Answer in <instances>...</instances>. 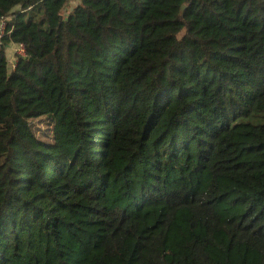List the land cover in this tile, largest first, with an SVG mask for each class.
Returning <instances> with one entry per match:
<instances>
[{
    "label": "trees",
    "instance_id": "trees-1",
    "mask_svg": "<svg viewBox=\"0 0 264 264\" xmlns=\"http://www.w3.org/2000/svg\"><path fill=\"white\" fill-rule=\"evenodd\" d=\"M66 2L0 0V264H264V0Z\"/></svg>",
    "mask_w": 264,
    "mask_h": 264
},
{
    "label": "rangeland",
    "instance_id": "rangeland-1",
    "mask_svg": "<svg viewBox=\"0 0 264 264\" xmlns=\"http://www.w3.org/2000/svg\"><path fill=\"white\" fill-rule=\"evenodd\" d=\"M79 3V0H67L66 5L61 11V18L65 19V17L72 11V9ZM5 58L8 60L7 63V71L10 72L12 70L13 61H16V57L14 55V47L8 46L5 50ZM36 130H40L41 132H45V128L41 126V124H35Z\"/></svg>",
    "mask_w": 264,
    "mask_h": 264
},
{
    "label": "built area",
    "instance_id": "built-area-1",
    "mask_svg": "<svg viewBox=\"0 0 264 264\" xmlns=\"http://www.w3.org/2000/svg\"><path fill=\"white\" fill-rule=\"evenodd\" d=\"M4 27H5V21H0V38L4 34ZM14 55L16 58H25V50L22 44H16L14 45ZM15 63V62H14ZM14 63L12 64V68L14 66Z\"/></svg>",
    "mask_w": 264,
    "mask_h": 264
},
{
    "label": "water",
    "instance_id": "water-1",
    "mask_svg": "<svg viewBox=\"0 0 264 264\" xmlns=\"http://www.w3.org/2000/svg\"><path fill=\"white\" fill-rule=\"evenodd\" d=\"M183 9H184V7L182 6V7H181V9H180V11L182 12V11H183Z\"/></svg>",
    "mask_w": 264,
    "mask_h": 264
},
{
    "label": "crops",
    "instance_id": "crops-1",
    "mask_svg": "<svg viewBox=\"0 0 264 264\" xmlns=\"http://www.w3.org/2000/svg\"><path fill=\"white\" fill-rule=\"evenodd\" d=\"M9 46H13L14 47V45H9ZM7 63H8V60H7ZM13 63H14V61H13Z\"/></svg>",
    "mask_w": 264,
    "mask_h": 264
}]
</instances>
